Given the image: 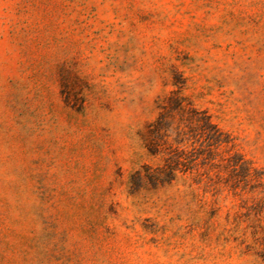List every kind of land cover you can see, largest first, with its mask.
<instances>
[{
	"label": "rangeland",
	"instance_id": "rangeland-1",
	"mask_svg": "<svg viewBox=\"0 0 264 264\" xmlns=\"http://www.w3.org/2000/svg\"><path fill=\"white\" fill-rule=\"evenodd\" d=\"M260 225L264 0H0V264H264Z\"/></svg>",
	"mask_w": 264,
	"mask_h": 264
},
{
	"label": "trees",
	"instance_id": "trees-1",
	"mask_svg": "<svg viewBox=\"0 0 264 264\" xmlns=\"http://www.w3.org/2000/svg\"><path fill=\"white\" fill-rule=\"evenodd\" d=\"M259 227L261 228L260 233L264 232V225H260ZM256 235H258V234H256ZM263 235H264V234H263ZM263 235H262V236H263ZM260 236H261V235H260ZM257 238H259V236H257ZM262 239H264V238H262ZM262 239H258V241H261Z\"/></svg>",
	"mask_w": 264,
	"mask_h": 264
}]
</instances>
